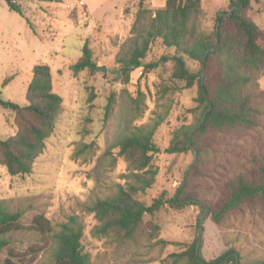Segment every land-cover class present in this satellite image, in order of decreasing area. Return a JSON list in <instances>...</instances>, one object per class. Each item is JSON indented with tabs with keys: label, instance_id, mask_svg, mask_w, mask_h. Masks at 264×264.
Instances as JSON below:
<instances>
[{
	"label": "rangeland",
	"instance_id": "1",
	"mask_svg": "<svg viewBox=\"0 0 264 264\" xmlns=\"http://www.w3.org/2000/svg\"><path fill=\"white\" fill-rule=\"evenodd\" d=\"M12 1L19 5L21 13L10 10L6 0H0V97L26 104L32 67L44 63L50 67L53 91L62 97L63 109L30 173L11 176L0 164V199L9 208L22 212L27 227L10 234V246L24 251L37 242V233L28 226L37 214H43L55 228L70 215L78 214L84 224L83 250L89 253L91 264H171L169 254L184 250L197 238L204 207L182 200L178 205L166 203L153 216L144 215L146 226L131 242L92 233L97 219L93 213L85 212L81 204L112 194L114 185L123 184V174L127 173V162L117 155L116 149L110 148L111 142L126 127L163 117L153 138L159 150L152 155V163L158 173L155 183L141 198L148 204L162 192L165 199L174 198L184 180L182 187L186 194L213 202L221 182L252 165L251 158L264 148V100L260 126L243 135H222L216 142L218 164L210 159L201 173L190 176L187 169L196 159L192 151L164 150L172 132L193 123L200 111L198 83L187 87L185 81L172 78V61L160 60L173 54V48H165L157 38L143 60V63L160 61L157 67L149 71L135 68L127 82L115 72L116 56L130 35L139 4L142 2L153 13L161 8H155L154 0H128L126 4L109 0L102 7L112 9L107 16L109 24L101 22L90 35L91 26L84 25L89 16L85 2L84 15L77 0ZM249 1L247 14L264 30V0ZM228 3V0H200V12L195 19L198 30L210 32L218 12H228L233 7ZM113 5H124L125 14L132 19L123 30L118 28L122 21L114 15ZM87 35L99 69L74 73L70 66L80 57ZM259 44L264 47L263 40ZM186 63L192 71L200 68L198 61L187 59ZM6 78L7 83L3 84ZM258 86L264 91V76L258 78ZM111 93L113 109L105 118ZM17 129L15 113L0 106V137L13 135ZM149 223L159 226L156 237L148 235ZM202 227L200 252L205 260L229 250L236 252L241 262L264 259V209L260 206L242 205L220 224L208 214ZM5 256L4 250L0 253V264ZM51 263V249L45 248L32 264Z\"/></svg>",
	"mask_w": 264,
	"mask_h": 264
},
{
	"label": "trees",
	"instance_id": "2",
	"mask_svg": "<svg viewBox=\"0 0 264 264\" xmlns=\"http://www.w3.org/2000/svg\"><path fill=\"white\" fill-rule=\"evenodd\" d=\"M6 2L10 10L21 13L18 4L12 0ZM228 2V6L236 8L229 15L219 16V11L210 32L199 31L195 23L200 0H166L165 5L153 13L141 2L130 35L116 56L117 70L121 79L127 82L135 68L143 67L144 71H149L158 66L160 61L143 63L151 42L158 38L165 48L174 50L173 54L160 59L172 61V78L185 81L187 87L198 83L199 115L193 123L175 129L164 149L167 153L185 152L190 149L188 141H191L196 159L188 171L190 176L201 173L210 159L218 164L216 142L222 135H243L260 126L264 91L259 90L258 78L264 76V47L259 41H264V30L247 14L249 0ZM187 59L198 61L199 70L189 69ZM70 69L74 73L99 69L88 39L83 42L81 55ZM7 80L4 79L3 84ZM25 98L27 103L20 105L0 97V106L11 110L17 117L15 134L0 137V164L11 176L31 172L34 160L43 151L55 119L63 109L62 97L53 91L48 64L39 63L32 67ZM113 103L111 93L105 118L112 111ZM135 103L138 107L137 101ZM162 121L163 117L158 116L150 123L126 127L111 142L110 148L116 149L117 155L127 162V173L123 174V184L114 185L112 194L81 204L85 212L93 213L97 219L92 230L94 235H113L121 241L131 242L146 226L144 215L153 216L166 203L178 205L179 200L185 203L188 198L196 199L186 194L183 187L178 188L174 198L165 199L162 192L149 204L140 196L152 187L158 173L152 163V155L159 150L153 138ZM251 159L252 165L221 182L213 202L197 199L208 206L216 224L242 205H258L264 209V148ZM188 203L200 205L195 201ZM28 226L37 233V242L24 251L11 247L10 234L27 227L22 221V212L9 208L0 199V253L6 251L1 264H32L45 248L51 249V264H91L89 253L82 246L84 224L80 215H70L55 228L43 214H37ZM150 226L148 235L152 238L158 233L159 226L156 223ZM197 239L198 236L184 250L170 253L171 264H235L234 255L229 256L230 250L205 260L200 252L201 243L196 253ZM239 264H264V259L247 263L239 261Z\"/></svg>",
	"mask_w": 264,
	"mask_h": 264
},
{
	"label": "crops",
	"instance_id": "3",
	"mask_svg": "<svg viewBox=\"0 0 264 264\" xmlns=\"http://www.w3.org/2000/svg\"><path fill=\"white\" fill-rule=\"evenodd\" d=\"M75 2V0H72ZM109 0H83V2H85L88 11H89V16L88 19H85V23L84 25H86V27L91 26V32H88V35L92 34V32L94 31V28L100 24L103 21H106L109 24V20L107 19V16H109L112 12V9L110 8V10L107 9H102V7L105 5V3H107ZM120 3H125L128 2V0H117ZM55 1H52L51 3H53ZM73 2V3H74ZM166 0H154V4L156 5L155 8L157 7H163L165 5ZM53 8H55V6H52ZM113 10L116 12L114 13V15L117 14V16L119 17V21H122V23H119V27L120 29H124L127 27V25L130 24L131 22V18L129 15L125 14V8L124 5L122 6H115L113 5ZM96 13V14H95ZM94 15V16H92ZM55 18H57V16H55ZM107 24V25H108ZM85 36L83 42L85 41V39L88 37Z\"/></svg>",
	"mask_w": 264,
	"mask_h": 264
},
{
	"label": "water",
	"instance_id": "4",
	"mask_svg": "<svg viewBox=\"0 0 264 264\" xmlns=\"http://www.w3.org/2000/svg\"><path fill=\"white\" fill-rule=\"evenodd\" d=\"M235 8H236V7L233 6V7H231V8L229 9L228 12H225V13H224V12H220V13H219V16H221L222 14L229 15V14H230ZM218 24H219V21L217 22V25H218ZM205 58H206V55L204 56V62H205ZM115 72H116L117 77H119V76H120V73L118 72V70H115ZM203 78H204V77H203V75H202V76H201V82H203ZM204 114H205V113H204ZM204 116H205V115H203L202 120L204 119ZM188 145H189L190 150L192 151L193 158L195 159V158H196V151H195V149L193 148V146H192L190 140L188 141ZM191 164H192V163H191ZM191 164L189 165V167L191 166ZM189 167H188V169H189ZM188 169H187V172H188ZM183 184H184V180L182 181V184H181V186L179 187V190L182 188ZM185 201H186V202H190V201L198 202V203H200L201 206H203V207L205 208V212L201 215L200 222H199V232H198V239H197V244H196V253H198V251H199V247H200V243H201V238H202V231H203V227H202V225H203V222H204L205 216L209 214V211H210V210H209L208 206H206L203 202L198 201L197 199L188 198V199H186ZM231 254H233L234 257H235V264H239V256H238V254H237L236 252H233V253H231Z\"/></svg>",
	"mask_w": 264,
	"mask_h": 264
},
{
	"label": "built area",
	"instance_id": "5",
	"mask_svg": "<svg viewBox=\"0 0 264 264\" xmlns=\"http://www.w3.org/2000/svg\"><path fill=\"white\" fill-rule=\"evenodd\" d=\"M77 4L81 8V10H82L81 13L85 15L86 11L83 10L84 2L82 0H77Z\"/></svg>",
	"mask_w": 264,
	"mask_h": 264
}]
</instances>
